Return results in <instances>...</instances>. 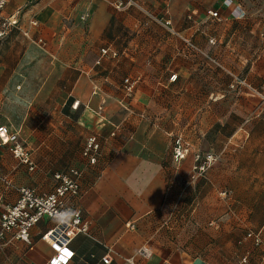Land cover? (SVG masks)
<instances>
[{
    "label": "crops",
    "instance_id": "obj_1",
    "mask_svg": "<svg viewBox=\"0 0 264 264\" xmlns=\"http://www.w3.org/2000/svg\"><path fill=\"white\" fill-rule=\"evenodd\" d=\"M112 1L7 2L0 31L17 23L0 40V126L35 168L0 137V214L21 186L53 192L54 174L76 168L82 193L71 204L89 233L72 240L68 264H105L108 253L109 264H264V0H137L125 9ZM224 68L262 94L229 89ZM241 108L255 112L247 129ZM226 123L236 124L229 134ZM174 124L198 129L185 135L193 149L182 160L173 157ZM93 134L102 150L90 165L83 150ZM197 152L218 156L191 202L204 226L167 225L176 168L189 178ZM208 218L219 221L206 227ZM57 221L43 218L31 243L8 234L0 264H48L53 249L41 236Z\"/></svg>",
    "mask_w": 264,
    "mask_h": 264
},
{
    "label": "built area",
    "instance_id": "obj_2",
    "mask_svg": "<svg viewBox=\"0 0 264 264\" xmlns=\"http://www.w3.org/2000/svg\"><path fill=\"white\" fill-rule=\"evenodd\" d=\"M9 0H0V17ZM36 1V0H32ZM234 0H225L224 4L230 6L234 4ZM114 6L118 9L126 6L136 5L137 0H114ZM241 11L237 6V10ZM211 16L217 17V11H210ZM241 13V14H240ZM240 16L244 12H240ZM17 23V19L5 21L3 23L4 30L0 31V40L9 26ZM170 23V20L167 21ZM102 55L111 57H118L117 51H109L107 48L102 49ZM231 76V89L236 87H246L251 91L258 92L245 78L238 76L232 71L227 72ZM176 76H174L175 78ZM125 83H129L127 90L131 91L134 83L129 79H125ZM79 105L78 102L75 103ZM115 133L113 132L112 135ZM0 137L3 143L13 142L11 150L15 156L19 157L21 161L27 163L29 168L33 170L35 164L31 158V153L22 143L16 141V136L9 133L6 125L0 126ZM101 145L98 137L93 134L90 135L85 143L83 155L90 165L96 164L101 155ZM173 157L177 160H182L187 157L190 152V144L178 137L175 139L173 148ZM217 154L197 152L194 154V170L197 172L196 176L205 174L210 167L217 161ZM82 172L76 168H71L68 172H57L54 177L57 181L53 192L39 193L35 188L21 186L19 188L20 196L18 200L6 206L0 214V244L6 240L7 235L11 232L15 233L14 237L22 239L28 243L32 242L31 230L43 218H55L57 223L44 232L41 236L42 240L47 242L53 249V254L50 257L48 264H68L75 255V250L70 246L72 240L81 233H89V224L83 219L82 210L71 204V201L79 197L82 193L80 178ZM195 176V177H196ZM8 183V182H7ZM222 195L227 196V191H222ZM249 233V236H252ZM256 240L261 241L260 237L256 235ZM143 255L150 254L149 250L144 248L141 250ZM112 261L111 255L108 253L103 257V262L109 264ZM244 261L246 259L244 258Z\"/></svg>",
    "mask_w": 264,
    "mask_h": 264
},
{
    "label": "rangeland",
    "instance_id": "obj_3",
    "mask_svg": "<svg viewBox=\"0 0 264 264\" xmlns=\"http://www.w3.org/2000/svg\"><path fill=\"white\" fill-rule=\"evenodd\" d=\"M113 2H114V0L112 1V3ZM136 5H131V6H136ZM113 6H114V4H113ZM126 7H130V6H126ZM126 7L120 8V9H125ZM116 9H118V8H116ZM208 14L211 16L210 11L208 12ZM211 17H213V16H211ZM213 18H219V14L217 17H213ZM224 70H225L226 74L229 76V74L227 72L230 70V68L229 69L224 68ZM230 71H232L233 73L237 74L238 76H240L242 78L247 79L246 77L241 76L240 74H238L237 72H235L233 70H230ZM229 79H230V82H229L228 86H229V89H231V87H230V84L232 82L231 76H229ZM247 81L249 82L248 79H247ZM251 85L254 88H256L253 84H251ZM243 87H236L235 89H231V90H233L234 92H237L240 95L244 96V94L248 93V91H247L248 88L244 87L246 89H243ZM257 91L258 92H254V91H251V92L257 93V94H262V92L260 90L257 89ZM244 92H246V93H244ZM262 95L264 96V94H262ZM225 110H226L225 112L227 113V111L230 112L231 108H225ZM241 111L242 112H240V115H241L240 126L247 129V127L249 125L248 120L252 119L253 114L255 112H253L252 110H248L247 108H241ZM195 125L196 124H192V126H191L192 128H190V126L187 124H174L173 137H175V136H177L176 138L181 137V138H183L184 141L188 142L190 144V152L193 149V144H192V142H190L189 138L185 137V135L188 133H195V132L198 133V129H197V127H195ZM235 125H236L235 123H228V124L226 123L223 131L225 133L229 134L231 132V130L236 127ZM209 130H210V128H209ZM213 130H214V128H213ZM96 136L99 137V134H96ZM175 139L173 140V148H174V144H175ZM100 145H101V142H100ZM176 169H177V171H179L178 175L180 178V180H179L180 182H174L173 192L169 196V198L167 199L166 206L164 207V211H163V213L165 215L164 219L167 221V223H168L167 225L173 224L176 226H182L183 223H185L184 224L185 227H188V228H193V227L202 228L204 226V224L202 222L198 223V221H197L198 218L193 216L192 212H194V211H192V210L194 208H193V204L191 207V202L193 201V199H195L197 197V195L199 194V192L201 190V188L196 186L197 185L196 180L200 177L205 179L206 173L203 175L196 176L197 172L192 167V175L189 176L190 180L192 181L190 183L189 178L183 176L184 170L182 168V164L177 166ZM219 191L216 192L217 197L222 198L221 196H223V195ZM190 197H192V200ZM224 200H226V199H224ZM225 209H226V206H225ZM217 221H219V218H217V219L208 218L206 220V224L208 226L206 224L205 225H206V227H212V226L214 227V226H216ZM199 226H201V227H199ZM248 236H249V234H248ZM258 242L260 243L262 241H258ZM245 259H246V261L243 260V262H247V258H245Z\"/></svg>",
    "mask_w": 264,
    "mask_h": 264
},
{
    "label": "trees",
    "instance_id": "obj_4",
    "mask_svg": "<svg viewBox=\"0 0 264 264\" xmlns=\"http://www.w3.org/2000/svg\"><path fill=\"white\" fill-rule=\"evenodd\" d=\"M99 160V159H98ZM98 162V161H97ZM223 191H227L228 193H229V191L228 190H223Z\"/></svg>",
    "mask_w": 264,
    "mask_h": 264
}]
</instances>
